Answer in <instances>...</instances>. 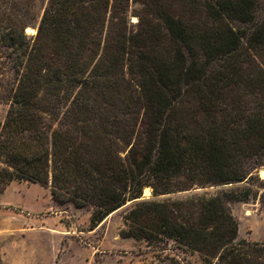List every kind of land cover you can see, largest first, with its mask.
I'll return each instance as SVG.
<instances>
[{"label": "trees", "instance_id": "trees-1", "mask_svg": "<svg viewBox=\"0 0 264 264\" xmlns=\"http://www.w3.org/2000/svg\"><path fill=\"white\" fill-rule=\"evenodd\" d=\"M134 1L142 4L136 26L130 0H48L32 42L23 31L0 37L21 55L3 126L31 133L42 149L20 155L23 170L50 180L53 201L92 206V229L144 187L156 197L246 182L209 197L140 199L120 236L149 246L172 240L209 264H264V245L236 241L227 205L255 197L264 168L258 0L184 1L188 19L162 0ZM131 84L135 93H122ZM87 93L114 107L116 97L122 109L99 108ZM153 264L180 263L166 256Z\"/></svg>", "mask_w": 264, "mask_h": 264}, {"label": "rangeland", "instance_id": "rangeland-1", "mask_svg": "<svg viewBox=\"0 0 264 264\" xmlns=\"http://www.w3.org/2000/svg\"><path fill=\"white\" fill-rule=\"evenodd\" d=\"M47 1L0 0V37L11 33L18 39L23 31L32 42ZM162 1L172 9V16L177 17L180 14L188 19L189 8L183 4L188 0ZM141 9L140 2L130 0L127 14L129 22L134 26L137 25V15ZM256 9L257 15L264 13V0L257 1ZM236 26L243 27L239 24ZM16 47L0 43V194L10 184L3 199H0V264H153L166 256L174 257L180 264H209L200 252L172 240L149 246L144 239L120 236V230L125 227L124 214L140 199L129 201L97 222L92 229V206L79 208L71 202H52L50 180L43 185L28 179L23 170L26 164L19 159L20 155L38 157L42 149L37 146L31 133L19 132L15 125L12 130L16 128V132L3 126L9 107L7 102L14 95L17 77L15 69L19 67L18 60L21 58L20 51L15 50ZM155 48L159 49L158 46ZM135 91V86L131 84L122 93ZM60 95L69 98L72 93ZM87 95L97 99L99 108L104 106L107 110L114 111L122 109L116 97L112 98L116 101L114 107L104 103L96 93ZM36 165L41 167L40 163ZM263 174L264 168H261V182H253V189L258 192L255 197L245 202L227 203L229 211L237 221V242L245 240L264 245V200L261 197ZM17 175L25 179L18 178ZM246 185V182H241L193 187L156 197L152 196L150 187H144L141 199L162 201L209 197L222 191H238ZM3 203H9L10 206L3 207Z\"/></svg>", "mask_w": 264, "mask_h": 264}, {"label": "crops", "instance_id": "crops-1", "mask_svg": "<svg viewBox=\"0 0 264 264\" xmlns=\"http://www.w3.org/2000/svg\"><path fill=\"white\" fill-rule=\"evenodd\" d=\"M9 185H10V184H9ZM9 185L3 190V192H1V194H0V199H1V200L3 199L4 195L6 194ZM50 200L52 201L51 198H50ZM52 202H53V201H52ZM1 203H2V202H1ZM2 206H3V207H5V206H10V204H9V203H6V204L3 203ZM51 206H52V205H50V207H51Z\"/></svg>", "mask_w": 264, "mask_h": 264}, {"label": "water", "instance_id": "water-1", "mask_svg": "<svg viewBox=\"0 0 264 264\" xmlns=\"http://www.w3.org/2000/svg\"><path fill=\"white\" fill-rule=\"evenodd\" d=\"M262 176H264V174H263ZM140 199H141V198H140Z\"/></svg>", "mask_w": 264, "mask_h": 264}]
</instances>
